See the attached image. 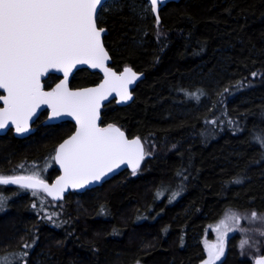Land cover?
Returning a JSON list of instances; mask_svg holds the SVG:
<instances>
[{
  "label": "trees",
  "instance_id": "obj_1",
  "mask_svg": "<svg viewBox=\"0 0 264 264\" xmlns=\"http://www.w3.org/2000/svg\"><path fill=\"white\" fill-rule=\"evenodd\" d=\"M161 12L162 21L156 28L149 27L142 44L135 51L114 55L112 59L116 69L128 64L134 71L143 74V79L135 88L133 111L126 107L114 108L115 112L110 114L112 104L105 110L108 122L121 127L127 135L140 136L148 153V142L152 143L156 154L142 161L134 177L122 172L101 186L86 191L78 199L75 193H70L57 204L39 201L47 211L46 215L41 208L33 209L31 206L28 210L21 206L16 210L10 200L5 202L4 210H8V214L19 211L17 216L21 217V221L26 222L24 218H27L29 211L36 216V220L26 228L28 233L25 239L30 243L25 250L26 255L23 254L25 264H30L38 248L43 246L50 258L45 255L41 264H102V251L105 249L109 257L117 256L118 251H125L133 244V241L125 244L132 233H157L165 225L174 233L184 222L189 227L187 234L190 239L193 228H200L211 217L229 212L222 210L233 202H242L243 210L235 212L246 214L247 221L252 211L263 219L253 223L250 218L252 224L241 223L237 230L232 231V248H228L225 262L250 264L252 258L260 254L258 244L264 239L261 235L264 232V146L260 142L258 156L257 148H250L248 142H244V137L239 136L241 128L235 119L240 122L245 118L249 123H260L264 129V0H179L177 3H167ZM104 18L105 21L98 25L107 30L103 43L115 49L119 46L118 38L128 33L129 24L125 22L128 18L108 15ZM172 63L175 65L171 66ZM198 64L200 70H196ZM207 73L209 78H203L202 83L217 89L212 110L222 113L218 121L224 123L227 119L234 122V127L229 128L224 123L217 136L226 133L227 137L216 143L210 139L212 136L207 128L204 129V123L212 119L214 112H200L192 118L178 119L176 112L172 111L186 100L176 95L177 89L188 86L184 83L185 77L191 76L190 80L193 81ZM44 80L49 85L52 77ZM97 80L96 73L81 69L72 76L70 85L81 88L93 85ZM231 102L236 106L232 107ZM168 105L171 108L165 112ZM59 128L58 125L51 126L49 131L56 133ZM42 130L39 127L32 137L24 140L10 135L0 140L3 154L20 152L22 156L9 164L12 167L8 168L7 173L17 171L16 166L21 158L39 162L54 141L43 151L34 154V149L26 153L23 147L27 142L36 141ZM63 135L57 134L55 141ZM238 145L240 148H236ZM228 148L231 151L226 154ZM221 151L222 158L217 159L221 161L207 163L211 161V156L216 157ZM245 157L248 158L244 162ZM197 159L211 165L213 175L205 172V166L198 182L187 183L186 171L192 165L198 166ZM147 181L153 183V193L151 191L147 198L137 202L135 220L128 225L120 224L117 214L130 200L138 199L140 188ZM178 182L181 183L182 188L179 189L182 193L177 197L186 193L180 204L186 203L191 210L190 214L196 220L192 225L188 224V221H193L192 218L185 221L180 216L173 223L168 219L169 213L177 207H168L174 199H168L167 194ZM7 191L0 190V195ZM230 192L237 198L231 197ZM158 199L168 216L165 215L153 225H139L138 222L142 223ZM38 213L42 215L37 219ZM3 216H0V220ZM243 239L249 243L241 248ZM166 242L159 240L153 250L146 252L142 262L165 264L170 259V264H199L205 257L199 245L180 250L177 238ZM13 255V260L20 257L19 253Z\"/></svg>",
  "mask_w": 264,
  "mask_h": 264
},
{
  "label": "snow or ice",
  "instance_id": "obj_2",
  "mask_svg": "<svg viewBox=\"0 0 264 264\" xmlns=\"http://www.w3.org/2000/svg\"><path fill=\"white\" fill-rule=\"evenodd\" d=\"M158 2L150 0L153 13L158 10ZM103 4L104 0H0V89L6 93L0 94V129L12 124L17 133L28 132L29 121L40 105L51 109L50 119L67 115L77 125L75 133L55 150L53 159L63 175L54 184L49 186L38 171H32L30 175H0V185H18L33 190L34 195L43 191L55 199L65 188H80L98 181L125 162L136 174L145 155L140 139L129 140L119 128H101L96 123L100 101L112 91L120 101L131 99L128 85L137 79L130 68L117 75L105 66L109 57L101 42L104 30L97 27ZM77 64L101 69L104 82L82 91L69 90L68 74ZM50 69L62 70L64 79L51 91H44L41 78ZM188 95L197 97L196 93ZM261 144L264 146V140ZM258 218L257 212L252 211L251 219ZM240 219L232 212L219 221L215 229L220 234L218 243L207 246L208 259L204 264H216L221 259L225 236L236 230L229 222L239 225ZM248 243L243 239L240 247ZM0 264L13 262L8 256H0ZM255 264H264V258Z\"/></svg>",
  "mask_w": 264,
  "mask_h": 264
},
{
  "label": "rangeland",
  "instance_id": "obj_3",
  "mask_svg": "<svg viewBox=\"0 0 264 264\" xmlns=\"http://www.w3.org/2000/svg\"><path fill=\"white\" fill-rule=\"evenodd\" d=\"M124 6H126V7H124ZM105 15H108L109 17L120 16L122 18H128V20L125 21V22H128V24H129L128 33H127V35H122L120 38H118L117 42H118L119 46H117V48L114 49L112 47L109 48L108 46L104 45V48H105L106 52L108 53L110 61H111V63L109 64V67L114 72L118 73L112 64V59H113L114 55H119V54L125 53V52L131 53V52L135 51V49H137L142 44L144 36H145L146 32L148 31L149 27L154 26L156 28L158 23H160L162 21V18H163L162 12L160 9L157 12L156 16H154L152 11H151L150 5L146 0H125L123 2H118V0H107L105 2V4L103 5L102 10L98 14L97 25H100L103 21H105V19H106V18H104ZM157 16L159 17L158 23H157ZM126 65L127 64H124L123 66H126ZM174 65L175 64L172 63L171 66H174ZM197 67L198 68L196 70H200L199 64ZM198 72H200V71H198ZM205 76H202V78H200V79L199 78H197L195 80L192 79L193 81L190 80L192 78L191 76L185 77L186 80H184V83H186L188 86L185 88L181 87V88L177 89L176 95H178L177 98H179V96H180V98H185L186 100H184L185 102L183 103V105H177L174 107V109L172 108V111L176 112L178 119H184L185 117L192 118V117L196 116L197 114H199L200 112H202V113L207 112V111L214 112V113H212V116H211L212 119H210L209 121L204 123V125H205L204 129L207 128V131L210 132L211 136H212L210 139H213L214 143H216L218 140H221V139L224 140L227 137L225 135L226 133H224L220 136H217L219 133H221L220 131L223 129V127L224 126H226L228 128L232 127V126L234 127V122H232V121L229 122V120L226 119L223 121L226 124V125H224V123H221L222 120L218 121L221 118L222 113L221 112L216 113L215 111L212 110L213 109L212 100L214 98V95L216 94L217 89L215 90V88H213L212 86L208 87L207 85H205V86L203 85V83H202L203 78H209L208 73ZM42 83H43V85H45L44 90L49 91L50 89L48 87H50V86L47 85L48 83H46L45 80H43ZM136 86L131 89L129 94H130L132 99L126 105L118 106V105H115L114 103H110L113 106V109L110 108L111 109L110 114H113L115 112L114 108L126 107L129 111H131V110L133 111L134 100L136 98V91H135ZM188 93H196L198 98L197 97H191L188 95ZM208 94H212L210 98L207 97ZM177 98H174V100ZM173 102H171V103H173ZM242 102H244V101H242ZM229 104L232 107H234V105H235L232 102ZM108 105L109 104L105 105L100 110V125H103V126L113 124V123L107 121L108 116H107L105 110H106ZM0 107H1V105H0ZM170 108L171 107L168 105L165 108V112L168 111ZM175 109H176V111H175ZM233 116H234V114H233ZM235 120L241 128L239 136L244 137V139H243L244 142H248L250 148H253V149L257 148V154L259 156L260 142H261V140H263V133H264L263 126H261L260 123H257V122L253 123V121L251 123H249L248 119L246 120L245 118L242 119L240 122L238 121L237 118ZM41 123L42 122H40V124ZM40 124H37L35 126L34 131H36V132L38 131ZM51 126H52L51 124H48V126L45 127V129L43 128V130H42L43 133L40 134V136L38 137V139L36 141L27 142L24 145L23 149L25 150L26 153H28L29 151H31L33 149H34V152L32 154H34L35 152L40 151V150L43 151L45 148H47V145H49V143H51L53 141L55 142V138H56L57 134L64 133V135H65L71 130V128L67 124L63 123L62 125H60V128L58 131H56V133L55 132L50 133L49 129ZM218 129H219V132H218ZM31 130H32V128H31ZM7 135L11 136L12 133H9ZM5 136L6 135H0V140L2 138H5ZM127 136L130 138L138 137V135L137 136L127 135ZM11 137H13V136H11ZM138 138H140V137H138ZM21 140H24V139H21ZM142 144H143L144 152H145L144 159L152 156L153 153L156 154V150L154 147H152V143L150 144V142H148L149 153L146 151L143 142H142ZM211 144H213V143H211ZM211 144L206 145V146L208 147ZM246 145L247 144H245L244 146H246ZM53 148L54 147H50V149H46L44 151L42 157L39 158L40 161H44V164H47L46 166L41 165L44 167H39V168H35V166H33V165L32 166H24L23 168L16 166L17 171L11 172V173H7V172H9L8 168L12 167V166H8V165L11 163H14V161L18 157L21 156V153L20 152H14V153L10 152V154L5 155L2 153V151H0V175H19V174L30 175L32 173V171H38L40 176H43L44 169H49L50 167L53 168V166H54L53 162H52V157L54 155ZM236 148H240V146L238 145V146H236ZM228 151H231V149L228 148V150L226 151V154L228 153ZM232 152L234 154V151H232ZM222 153H223V151L217 153L216 157L211 156V161H210L211 163L208 161H207V163L212 164V161H216V162L221 161V160H217V159L222 158L221 157ZM238 154H239V152H238ZM207 158H209V154H208ZM247 158L248 157H245L244 162L246 161ZM20 161H21V163H24L27 161L33 162L32 160H29L27 158H21L18 161V163ZM198 161H199V159L196 160V162H198ZM200 161L198 162V166L192 165L187 169L186 174H185V176L187 178V183H192L193 181L198 182L197 179H199L200 176L202 175V173L204 172L205 166H206L205 172L210 174V175H213L212 170H214V168L211 165H208V164L206 165V163H203L204 161H201L202 164H200ZM16 163H17V161H16ZM239 167L240 166H238V168ZM244 168L246 169V166H244ZM241 171H244V170H240L239 172H241ZM127 173L130 177H134L137 175V171H136L135 175H133V172L132 173L127 172ZM53 175L54 176H52V177L54 178L55 173ZM245 175L247 177H249L247 175V173ZM114 176H117V175H114ZM114 176H112L111 178H113ZM111 178H109V179H111ZM180 184L181 183L178 182L176 185H174L175 187L170 189L168 194H167L168 199H174L169 204L168 207H177L174 212H171V214L169 213L168 219H169L170 223H173L178 218H180V216L183 219H185V221L189 218L190 219L192 218L193 221H188V224L192 225V222L194 224V221H196V220H195V218L193 219V217L191 215L192 214L191 210L189 209V207L187 206L186 203L180 204V202L182 200H184L186 193H183L181 196L177 197L179 194L182 193V190L179 189V188H182ZM152 186H153L152 182H149V181L145 182L140 188V191L138 194V199L137 200H135V199L130 200L128 203H126L121 208V210L117 214V217L119 219L118 221L120 224L123 223V224L128 225V223L130 221L136 219L137 214L136 213L134 214V210L137 207V202L139 200H144L145 198H147L148 195L151 194V191L153 193L154 188H152ZM9 187H12V186L10 184L9 185H0V190L7 189ZM7 192L9 193L10 189H8ZM230 194H231V197L234 196V195H232V192H230ZM44 195L45 194H43L41 191L37 192L35 195L33 194V191H30L29 197L28 196L21 197L20 199H17L16 201L11 202L10 204H13L12 206H15L16 210H17V208L19 209L21 206H25L26 209L28 208V210H29V208H31V206H33V209L34 208L43 209V206L40 204L39 201H41L42 203L47 201V202L57 204V203L62 202L64 200V199H62L59 201H52L49 198L45 197ZM81 195L82 194H80V195L78 194L76 196V198L78 199ZM234 198H237V196H234ZM207 206L208 207L210 206V202L207 203ZM2 207H3V203H0V211L2 210ZM242 207H243L242 202H239V204L233 202L230 205H227L226 208L224 210H222V212H225L226 210H229V212H226L223 215H220L221 218H220V216L219 217L216 216L214 218L211 217L210 219L205 221L203 223L202 227H200V228H193V230H192L193 234L191 235L190 239L188 237L189 227L186 226V224H185L186 222H184L185 225L182 224L183 226L178 228L179 229L178 231H174V233H172L171 228L167 225L160 228L159 231H157V233L156 232H154V233L145 232V234H144V233H135L134 232L130 236H128L129 240L125 239L126 240L125 244H127V245H129V243L131 241H133V244L129 245L128 249H126L125 251H123V250H120V252L118 251L116 253L117 256H114V257H109L108 253H106V250L104 249L102 251L101 263L102 264H161V263L156 262V261L155 262H142V261H144L143 259H145L146 252L153 250V248H155V246H157V243L159 240L160 241L165 240V243H167L166 241H168L170 243V242L174 241L175 238H177L180 250L186 249L188 246L199 245L201 247V250L204 252L203 254L205 256L204 259L199 264H204V262L208 259L207 246L218 243V236L220 234L215 230L217 224L219 223L220 220L224 219L227 214L235 212V211L243 210ZM5 212H6V210H5ZM7 212H8V210H7ZM6 213L0 212V216L4 215L2 217L3 219L0 220V256H8L13 262V259L15 258V256L13 254L19 253L20 257H17V261H20V260L24 261L25 258H24L23 254L25 253V250L29 247L28 244L30 243L29 240L25 239L27 236V233H28V229H26V228L29 226L30 223H33V221L36 220V216L32 213L30 214V211H29L28 215H26L27 218L23 217L24 219H26V222H24V220L21 221V217L17 216L19 211H15L13 214L11 212V213H9L10 215L8 213H7V215H5ZM43 213L46 215L47 211H45L43 209ZM235 213L241 217L239 225L241 223L244 224L245 222H247V223L249 222L250 224H252L251 222L257 223V222L261 221L260 219H263V218H258L257 220L251 219V222H250L251 217L249 218V221H247L248 217L245 216L246 214H239L238 212H235ZM41 215L42 214L38 213L37 219H38V217H41ZM165 215H167V213L163 212L160 199H158L155 203V206L151 208L149 214L144 217V220L142 221V223L138 222V224L141 225V224L145 223L147 225H153L160 218H164ZM229 224L231 227H233L235 229L238 227V225H236L235 222H229ZM187 232H188V234H187ZM233 234L234 233L232 231H230L225 236V238H224V242H225L224 255L221 257V259L219 261L216 262V264H227L225 262V260H226V255H227L229 249L232 248L233 242L230 241V237ZM228 236H229V238H228ZM25 245H28V247H25ZM258 245H259L258 251L260 252V254L253 257L250 264H255V261L257 259L264 258V239H263V242H260V244H258ZM43 248H44V246L38 248V250L36 251L37 253H35L34 256L32 257L30 264H41L42 258H46V256L48 258H50V256H48L46 254V251ZM121 249H123V248H121ZM9 253H10V255H9ZM234 253L236 254V252H234ZM124 259H126V260H124ZM169 260L170 259H168L167 262L166 263L164 262V263L170 264ZM13 264H20V263L18 262V263H13ZM21 264H24V263H22V261H21Z\"/></svg>",
  "mask_w": 264,
  "mask_h": 264
},
{
  "label": "water",
  "instance_id": "obj_4",
  "mask_svg": "<svg viewBox=\"0 0 264 264\" xmlns=\"http://www.w3.org/2000/svg\"><path fill=\"white\" fill-rule=\"evenodd\" d=\"M107 0H104V4H105V2H106ZM148 3H149V5H150V0H146ZM179 0H159V2H158V10H157V12L162 8V7H164L167 3H171V2H173V3H177ZM103 4V5H104ZM151 8V7H150ZM157 12L156 13H153V15L154 16H156V14H157ZM97 27H98V25H97ZM100 29H102V28H100ZM104 31L102 32V34H101V42H102V44H103V47H104V43H103V38H104V36L107 34V31H106V29H103ZM105 49V48H104ZM106 51V50H105ZM108 57H109V55H108ZM109 64H110V58H108V60L105 62V66L107 67V68H109L111 71H113L110 67H109ZM125 68H130L133 72H135L131 67H129V66H127V67H124L122 70H121V72H118V73H116L117 75H120L121 73H123V71H124V69ZM81 69H84V70H86V71H88V72H90V73H96L97 75H98V77H99V81L96 83V84H93V85H90V86H86V87H81V88H70L69 87V84H70V81H71V78H72V76L78 71V70H81ZM114 72V71H113ZM136 74H137V79L135 80V81H133L131 84H129L128 85V91H129V93H130V91H131V89L135 86V84L138 82V81H140V80H142L143 79V74H141V73H137V72H135ZM48 75H55V76H57L59 79H58V81L56 82V84H58V83H60V81L61 80H63L64 79V73H63V71L62 70H57V69H50L49 70V73L48 74H45V76H43L42 78H41V85H42V88L44 87V85H43V80L44 79H46V77L48 76ZM104 79H105V74H104V72L101 70V69H99V68H92V67H90L89 65H87V64H77L75 67H73L70 71H69V74H68V88H69V90H71V91H82V90H84V89H89V88H95V87H98L101 83H103L104 82ZM55 84V85H56ZM55 85L52 87V88H54L55 87ZM43 90H44V88H43ZM52 90V89H51ZM51 90H49V91H51ZM45 91V90H44ZM0 93L1 94H5L6 95V93H4L3 92V90L2 89H0ZM131 97V96H130ZM132 99V98H131ZM131 99H129V100H127V101H120V97L116 94V92L115 91H112V92H110L109 94H108V97H107V99H105V100H102V101H100V108H99V116H98V119H97V121H96V123H97V126L98 127H101V128H106L108 125H106V126H101L100 125V110L102 109V107L105 105V104H107L108 102H110V101H112V100H116V103H117V105L118 106H124V105H126ZM0 105H1V107H3V104H2V102H0ZM46 111V113H47V116H46V119H45V121H44V124H56V123H60V122H70V123H72L73 124V126H74V130H73V132L66 138V139H68L70 136H72L74 133H75V131H76V128H77V125H76V121H75V119L73 118V117H71V116H67V115H62V116H60V117H56V118H52V119H50V116H51V109L50 108H48V106L47 105H40V107L36 110V114L32 117V119L29 121V131L28 132H25V133H17L16 132V130H15V126L14 125H12V124H9L7 127H5L4 129H0V135H2V134H4L7 130H9V129H12L13 130V133H14V135H16V136H21V137H24V136H26V135H28L29 133H30V126H31V124L35 121V119L36 118H38L43 112H45ZM114 127H117V128H119L117 125H114V124H112ZM120 129V128H119ZM121 130V129H120ZM124 134H125V137L127 138V139H129V140H131V139H135V138H138V137H132V138H130V137H128L127 136V134L123 131V130H121ZM140 139V138H139ZM65 140V139H64ZM63 140V141H64ZM62 141V142H63ZM140 141H141V139H140ZM61 142V143H62ZM60 143V144H61ZM141 143H142V141H141ZM59 144V145H60ZM58 145V146H59ZM58 146L56 147V149L58 148ZM55 149V150H56ZM55 156V153H54V155H53V157ZM53 161H54V164H55V166H56V168H57V170H58V176L51 182V183H47L49 186H51L52 184H54L55 182H56V180L60 177V176H62L63 175V170L60 168V166H59V164H57L56 163V161L53 159ZM142 161L143 160H141L140 161V164H139V167L141 166V163H142ZM139 167L137 168V170L139 169ZM136 170V171H137ZM122 172H130V173H132V168L125 162V163H122V164H120V166L119 167H117V168H114L113 169V171H111V172H109V173H107V175H105L104 177H102L100 180H98V181H91L90 183H88V184H85L83 187H80V188H73V187H67V188H65L64 189V191L62 192V193H60L59 194V198H53L52 196H49V195H47L45 192H43L44 194H45V196L47 197V198H49L50 200H52V201H59V200H62L64 197H65V195L66 194H68L69 192H71V191H74V192H76V193H78V194H81L82 192H84L85 190H90V189H92V188H96V187H98V186H100L103 182H105V181H107L109 178H111L112 176H114V175H118V174H120V173H122ZM18 186V185H17Z\"/></svg>",
  "mask_w": 264,
  "mask_h": 264
},
{
  "label": "flooded vegetation",
  "instance_id": "obj_5",
  "mask_svg": "<svg viewBox=\"0 0 264 264\" xmlns=\"http://www.w3.org/2000/svg\"><path fill=\"white\" fill-rule=\"evenodd\" d=\"M163 8V7H162ZM161 8V9H162ZM98 28H102V29H105V28H103V27H100V26H98ZM107 31V30H106ZM106 36V35H105ZM110 63H111V61H110ZM126 66H129L130 67V65H126ZM126 66H122V67H120V68H115L116 69V71L117 72H121V70L124 68V67H126ZM136 72V71H135ZM47 77H52V81L49 83V85L48 86H50V87H48L50 90L52 89V87L56 84V82L58 81V77L57 76H55V75H48ZM46 77V78H47ZM99 81V77H98V80H97V82ZM141 81V80H140ZM140 81H138L136 84H135V86L140 82ZM96 82V83H97ZM95 83V84H96ZM134 86V87H135ZM69 87L70 88H74V87H72L71 85H69ZM133 87V88H134ZM44 88V87H43ZM110 103H114L115 105H117V103H116V100H112V101H110V102H108L107 104H110ZM107 104H105V105H107ZM104 105V106H105ZM103 106V107H104ZM46 116H47V113H46V111L45 112H43L38 118H36L35 119V121L31 124V126H30V130H31V128H32V130L30 131V133L28 134V135H26V136H24V137H19V136H16V135H14V133H13V130L12 129H9V130H7L4 134H2V135H7V134H9V133H12V135L11 136H13V138H15V139H19V140H21V139H28V138H30V137H32L35 133H36V131H34V128H35V126L37 125V124H40V122H42L41 124H40V128H45V127H47L48 126V124H44V121H45V119H46ZM40 121V122H39ZM67 124L70 128H71V130L67 133V134H65V135H63L60 139H58V140H56L53 144H51L47 149H50V147H54L53 148V151H54V153H55V149H56V147L64 140V139H66L72 132H73V130H74V126H73V124L72 123H70V122H60V123H56V124H51L52 126H55V125H58V126H60V125H62V124ZM114 125H116V124H114ZM101 126H103V125H101ZM118 126V125H117ZM119 127V126H118ZM121 130H122V128L121 127H119ZM138 137H140V136H138ZM140 139H142L141 137H140ZM52 149V148H51ZM52 162H53V168H49V169H44V171H43V176H40L46 183H51L57 176H58V170H57V168H56V166H55V164H54V161H53V157H52ZM11 165V164H10ZM10 165H8V166H10ZM18 166L19 165H24V166H35V168H39V167H44V166H46L47 164H44V161H40L39 160V162L38 163H35V162H29V161H27V162H24V163H18L17 164ZM41 165H44V166H41ZM55 173V177L53 178L52 176H54L53 174ZM19 175H25V174H19ZM27 175V174H26ZM106 182V181H105ZM104 183V182H103ZM102 183V184H103ZM101 184V185H102ZM12 187H9V188H7V189H10V193H8V192H5V194L3 195V196H1L0 195V197H3V207H2V210L0 211V212H4V213H6L5 212V202H8L9 200L11 201V202H13V201H16L17 199H20L21 197H24V196H28L29 197V192L30 191H33V190H31V189H22V188H20L19 186H17V185H13V184H10ZM100 185V186H101ZM99 187V186H98ZM92 189H94V188H92ZM91 190V189H90ZM86 191H89V190H85L84 192H82L81 194H83V193H85ZM42 193H43V191H41ZM70 193H75L76 195H78V193H76V192H74V191H71V192H69L68 194H70ZM44 194V193H43ZM68 194H66L65 196H67ZM80 195V194H79ZM17 196V197H16ZM45 196V195H44ZM46 197V196H45ZM35 198V197H34ZM65 198V197H64ZM63 198V199H64ZM10 202V203H11ZM31 245V244H30ZM15 261V262H14ZM21 261H22V263H23V260H20V261H17V259H15V260H13V263H18V262H20L21 263ZM24 264H25V260H24Z\"/></svg>",
  "mask_w": 264,
  "mask_h": 264
}]
</instances>
